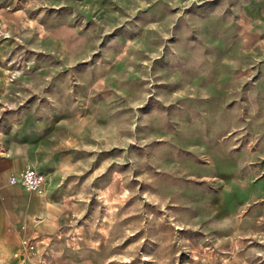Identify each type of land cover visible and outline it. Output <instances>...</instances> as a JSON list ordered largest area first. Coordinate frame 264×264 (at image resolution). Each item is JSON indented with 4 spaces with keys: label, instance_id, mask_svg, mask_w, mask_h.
<instances>
[{
    "label": "rangeland",
    "instance_id": "374dc122",
    "mask_svg": "<svg viewBox=\"0 0 264 264\" xmlns=\"http://www.w3.org/2000/svg\"><path fill=\"white\" fill-rule=\"evenodd\" d=\"M2 7V29L48 30L0 37L18 84L35 100L60 86L88 120L96 184H115L96 209L129 215L128 264H264V0Z\"/></svg>",
    "mask_w": 264,
    "mask_h": 264
},
{
    "label": "crops",
    "instance_id": "0c3cea01",
    "mask_svg": "<svg viewBox=\"0 0 264 264\" xmlns=\"http://www.w3.org/2000/svg\"><path fill=\"white\" fill-rule=\"evenodd\" d=\"M9 27L30 35L35 30L38 39L48 33L41 36L28 23L18 30L0 25V35ZM11 45L7 35L0 37V264H33L22 245L25 236L38 241L48 264H128L129 215L96 209L115 199V184H96V141L81 127L88 120L80 117L77 103L62 100L60 86L35 100L33 86L18 84L15 77L28 70L9 54ZM28 165L43 172V193L10 182ZM98 188L109 195L98 200L92 193ZM117 201L126 205L129 198ZM79 218L83 234L75 228Z\"/></svg>",
    "mask_w": 264,
    "mask_h": 264
},
{
    "label": "built area",
    "instance_id": "2783aa9c",
    "mask_svg": "<svg viewBox=\"0 0 264 264\" xmlns=\"http://www.w3.org/2000/svg\"><path fill=\"white\" fill-rule=\"evenodd\" d=\"M10 182L20 183L28 191L43 193L45 176L38 166L28 165L18 176H12ZM71 231H75L78 236L76 230L71 229ZM22 245L33 264H48L45 260V252L39 247L38 241L25 236Z\"/></svg>",
    "mask_w": 264,
    "mask_h": 264
},
{
    "label": "bare ground",
    "instance_id": "6f19581e",
    "mask_svg": "<svg viewBox=\"0 0 264 264\" xmlns=\"http://www.w3.org/2000/svg\"><path fill=\"white\" fill-rule=\"evenodd\" d=\"M3 20V19H2ZM3 22V21H2ZM160 187V186H159Z\"/></svg>",
    "mask_w": 264,
    "mask_h": 264
}]
</instances>
